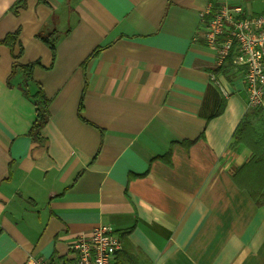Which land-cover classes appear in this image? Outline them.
<instances>
[{
  "label": "crops",
  "instance_id": "crops-1",
  "mask_svg": "<svg viewBox=\"0 0 264 264\" xmlns=\"http://www.w3.org/2000/svg\"><path fill=\"white\" fill-rule=\"evenodd\" d=\"M17 1L0 0V41L20 29L52 117L33 142L35 106L0 44V264H62L100 225L126 234L132 264H264V206L232 179L252 156L233 147L246 68L202 37L212 4L258 15L264 0H27L14 14ZM53 30L55 60L38 38Z\"/></svg>",
  "mask_w": 264,
  "mask_h": 264
},
{
  "label": "built area",
  "instance_id": "built-area-1",
  "mask_svg": "<svg viewBox=\"0 0 264 264\" xmlns=\"http://www.w3.org/2000/svg\"><path fill=\"white\" fill-rule=\"evenodd\" d=\"M202 37L221 63L233 54V62L246 68L244 84L248 109L264 110V13L254 15L241 4L224 2L209 11ZM123 242L109 225H100L80 235L70 246L73 257L62 264H116ZM26 264H51L49 260L30 257Z\"/></svg>",
  "mask_w": 264,
  "mask_h": 264
},
{
  "label": "trees",
  "instance_id": "trees-1",
  "mask_svg": "<svg viewBox=\"0 0 264 264\" xmlns=\"http://www.w3.org/2000/svg\"><path fill=\"white\" fill-rule=\"evenodd\" d=\"M26 2L27 0H18L12 6V12L14 14H19V10L25 8ZM216 7V5H213V9ZM206 18L208 20L210 17L206 16ZM19 37L20 29L16 32L9 33L2 41H0L1 45H5L11 50L14 58L12 73L8 79V85L10 88H13V80L17 77H21V83L18 87L22 90L26 98L34 104L36 109V118L28 136L33 142L42 145L47 141L42 132L52 117L50 110L52 99L46 95L42 85L34 80V70L40 63L35 62L28 65H22L19 62L23 54V46L19 41ZM60 37V34H58L56 30L50 32L41 31L38 34V38L42 40L52 51L53 60L57 57V46L60 41ZM17 46L20 48L18 54L15 53ZM97 53L98 51H96L92 57H94ZM229 60L232 63L230 58ZM82 110L83 103L80 106V113ZM263 114L264 110L261 107L258 109H252L244 116L233 134V138L235 140L233 147L245 145L252 151V156L243 166L234 170L232 179L234 184L240 190L247 191L250 194L257 207L264 206V130L259 132L255 128L253 120L259 119L264 126ZM118 236L121 238L125 247L126 234H118ZM60 261L62 260L54 257L51 259V264H55ZM116 264L132 263L128 255L126 253L123 254L122 252L118 254Z\"/></svg>",
  "mask_w": 264,
  "mask_h": 264
},
{
  "label": "rangeland",
  "instance_id": "rangeland-1",
  "mask_svg": "<svg viewBox=\"0 0 264 264\" xmlns=\"http://www.w3.org/2000/svg\"><path fill=\"white\" fill-rule=\"evenodd\" d=\"M210 10H213V4H212V6L209 7L207 13L203 14V21H202V22L205 23V22L207 21L206 16H209V17H210V15H209V11H210ZM202 27H203V23H202ZM229 58L231 59L233 65L237 66V65L234 64V62H233V54H231V56H230ZM229 58L226 60V62L229 61ZM248 104H249V101H248ZM248 110H250V109H248ZM251 110H252V109H251ZM251 110H250V111H251ZM263 117H264V114H263ZM255 128H256L258 131H263V130H264V126H263V124L261 123V121H259V119H257V122L255 123ZM227 160H228V159H227ZM226 162H228V161H226ZM232 173H233V172H232ZM114 232H115V231H114Z\"/></svg>",
  "mask_w": 264,
  "mask_h": 264
}]
</instances>
